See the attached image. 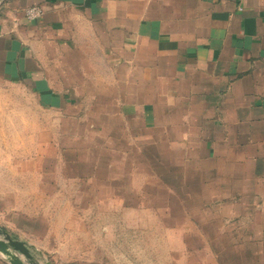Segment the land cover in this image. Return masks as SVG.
<instances>
[{"label":"crops","instance_id":"obj_1","mask_svg":"<svg viewBox=\"0 0 264 264\" xmlns=\"http://www.w3.org/2000/svg\"><path fill=\"white\" fill-rule=\"evenodd\" d=\"M33 5L43 13L27 20ZM87 103L119 134L170 145L171 159L186 148L232 204L236 238L264 240V0H0V175L29 172L6 166L5 144L50 145L51 127ZM0 207L29 264H98L52 233L51 248L28 241L29 203Z\"/></svg>","mask_w":264,"mask_h":264},{"label":"rangeland","instance_id":"obj_2","mask_svg":"<svg viewBox=\"0 0 264 264\" xmlns=\"http://www.w3.org/2000/svg\"><path fill=\"white\" fill-rule=\"evenodd\" d=\"M91 107L68 111L50 145H4L6 166L29 172L0 175V187L33 190L0 192V205L29 203L34 219L23 222L37 239L28 241L51 248L52 233L59 250L98 264H264V240L236 238L232 204L207 190L186 148L171 159L170 145L119 134Z\"/></svg>","mask_w":264,"mask_h":264},{"label":"water","instance_id":"obj_3","mask_svg":"<svg viewBox=\"0 0 264 264\" xmlns=\"http://www.w3.org/2000/svg\"><path fill=\"white\" fill-rule=\"evenodd\" d=\"M0 253L10 264H29L32 254L26 244L0 230Z\"/></svg>","mask_w":264,"mask_h":264},{"label":"built area","instance_id":"obj_4","mask_svg":"<svg viewBox=\"0 0 264 264\" xmlns=\"http://www.w3.org/2000/svg\"><path fill=\"white\" fill-rule=\"evenodd\" d=\"M42 13L43 10L39 5L29 6L24 10V16L27 20H36L40 18Z\"/></svg>","mask_w":264,"mask_h":264}]
</instances>
